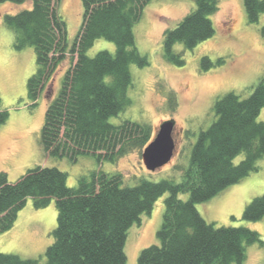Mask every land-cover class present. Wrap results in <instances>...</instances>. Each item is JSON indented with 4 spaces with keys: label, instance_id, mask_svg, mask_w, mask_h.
Wrapping results in <instances>:
<instances>
[{
    "label": "trees",
    "instance_id": "1",
    "mask_svg": "<svg viewBox=\"0 0 264 264\" xmlns=\"http://www.w3.org/2000/svg\"><path fill=\"white\" fill-rule=\"evenodd\" d=\"M82 23L71 46H67V26L56 0H30L31 7L16 14H4V25L13 33V45L32 46L36 70L27 80L28 96L36 99L68 53L71 64L64 72L60 88L48 103L40 130L44 152L54 158L75 161L79 155L93 154L98 161L115 163L128 152L143 148L152 139L149 124L125 119L113 124L109 118L131 103L127 90L132 78L130 64L143 67L148 59L135 46L133 26L149 0H81ZM16 4L25 0H0ZM194 11L176 27L163 32L165 58L183 65L180 43L192 49L214 33L210 16L218 0H195ZM247 21L256 23L264 12V0H243ZM264 33V28H263ZM104 38L115 51L100 50L88 56L95 39ZM218 62H221L218 59ZM208 69V57L200 59ZM264 107V78L247 97L227 92L213 105L215 119L199 130L187 165L178 172L181 180L140 179L136 185L122 184L120 173L93 171L66 184V172L57 167L35 166L15 182L0 173V233L9 230L18 211L31 198L35 208L55 200L56 226L53 241L45 249L44 264H126L127 231L149 214L163 194L164 211L156 232L158 244L143 248L136 264H242L245 246L264 247L258 232L244 226H218L207 222L196 208L226 187L258 169L264 155V122L257 116ZM0 106V124L8 118ZM240 153L243 159L235 164ZM188 193L182 200L180 193ZM264 216V192L244 207L241 218L257 221ZM0 264H38L35 258H21L0 252Z\"/></svg>",
    "mask_w": 264,
    "mask_h": 264
},
{
    "label": "rangeland",
    "instance_id": "2",
    "mask_svg": "<svg viewBox=\"0 0 264 264\" xmlns=\"http://www.w3.org/2000/svg\"><path fill=\"white\" fill-rule=\"evenodd\" d=\"M56 5L66 22L69 48L82 23V1L56 0ZM30 7V0L21 4L0 3V106L9 113L6 121L0 124V173L4 172L10 182L35 166L57 167L66 172L69 187L76 186L79 177L99 170L120 173L122 184L126 186L136 185L140 179L159 181L169 177L180 181L178 168L187 165L197 133L215 119L216 99L227 92L247 97L264 78V12L256 23H249L243 0H218L217 10L210 16L213 35L188 50L180 43L175 44L174 51L182 52L184 59L183 65H176L164 56L163 32L176 27L185 15L194 11L196 2L149 0L133 26L135 46L147 57L148 64L143 67L129 65L132 82L127 95L131 103L109 121L118 124L129 119L147 123L154 137L163 121L174 120L175 148L170 161L154 171L147 170L141 160L142 150L137 149L115 163L98 161L93 154L79 155L75 161L50 157L40 143V130L46 107L57 94L71 59L67 53L36 99L28 96L27 80L36 70L35 51L29 45L21 49L14 47L13 33L4 25L3 15L16 14ZM100 50L114 52L115 45L97 38L87 55L94 56ZM203 56L212 62L206 70L201 68ZM257 120L264 122V107ZM243 157L240 153L233 162L237 164ZM257 166L256 171L239 182L197 203L201 216L218 226L247 227L258 232L264 240V216L257 221L241 218L245 205L264 192V155ZM166 196L165 193L157 198L150 213L141 215L140 223L129 227L124 245L126 264H136L143 248L159 243L156 232L162 222ZM188 196L186 192L179 194L182 200H187ZM56 217L54 199L45 207L35 208L32 199L27 198L12 227L0 233V252L35 258L38 264H44L45 249L53 241L51 233ZM242 264H264V247L257 243L246 245Z\"/></svg>",
    "mask_w": 264,
    "mask_h": 264
},
{
    "label": "water",
    "instance_id": "3",
    "mask_svg": "<svg viewBox=\"0 0 264 264\" xmlns=\"http://www.w3.org/2000/svg\"><path fill=\"white\" fill-rule=\"evenodd\" d=\"M174 120L163 121L155 136L141 152L142 163L150 171L168 163L173 156L175 143L173 139Z\"/></svg>",
    "mask_w": 264,
    "mask_h": 264
},
{
    "label": "bare ground",
    "instance_id": "4",
    "mask_svg": "<svg viewBox=\"0 0 264 264\" xmlns=\"http://www.w3.org/2000/svg\"><path fill=\"white\" fill-rule=\"evenodd\" d=\"M145 233H146V231H145Z\"/></svg>",
    "mask_w": 264,
    "mask_h": 264
}]
</instances>
